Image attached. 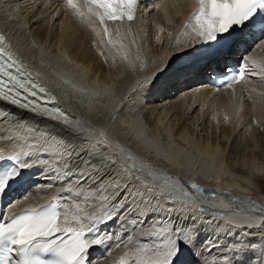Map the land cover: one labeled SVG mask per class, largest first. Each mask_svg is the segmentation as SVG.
I'll list each match as a JSON object with an SVG mask.
<instances>
[{
	"label": "bare ground",
	"instance_id": "bare-ground-1",
	"mask_svg": "<svg viewBox=\"0 0 264 264\" xmlns=\"http://www.w3.org/2000/svg\"><path fill=\"white\" fill-rule=\"evenodd\" d=\"M72 3L0 0L6 44L73 121L65 128L0 101V151L27 153L18 161L29 165L28 189L7 209L59 197L91 212L108 196L114 218L99 228L109 238L93 250L92 264L120 260L129 236L128 250L137 243L162 245L167 233H141L164 222L190 235L185 264H217L200 253L207 243L221 245L209 257L225 255L230 264L253 258L246 249L263 233L257 220L264 224L257 213L264 208L254 202L264 197L255 187L264 186V71L247 61L264 63V36L251 45L242 35L214 59L203 56L175 73L174 64L200 53L184 27L192 0H151L136 21L108 23L115 43L82 0ZM240 45L243 53L236 51ZM228 60L245 65L249 80L234 89L205 84L204 76ZM161 70L165 87H138ZM223 147H230L228 159ZM135 157L143 167L134 166ZM121 158H129L131 174ZM68 188L73 191H63ZM216 206L223 213L211 212ZM227 248L238 252L228 255Z\"/></svg>",
	"mask_w": 264,
	"mask_h": 264
},
{
	"label": "snow or ice",
	"instance_id": "snow-or-ice-1",
	"mask_svg": "<svg viewBox=\"0 0 264 264\" xmlns=\"http://www.w3.org/2000/svg\"><path fill=\"white\" fill-rule=\"evenodd\" d=\"M138 3L139 0H82L86 13L98 20L110 43L115 42L111 40L108 22L133 21ZM69 6L75 7L72 0H69ZM257 25L264 26V0H196L194 12L185 27L191 28L198 43L207 46L201 54L212 60L219 54L220 48L238 41L244 29ZM9 47L5 44L3 35H0V101L46 117L65 128H72L73 121L64 112L41 103L54 101L55 96L32 80L31 73H27L13 58L8 51ZM247 62L264 71V63L257 64L251 58ZM168 67L171 69V65ZM172 71L180 73L185 69L175 68ZM164 75L161 70L138 82V87L163 88L166 86V82L161 80ZM245 75L244 71L237 72L227 76L225 82L231 86L232 83L243 80ZM21 154L27 153H14L17 157ZM28 166L27 163H22L18 167L0 169V193H4L14 180L20 178L22 169ZM131 170L130 168L129 172ZM63 191L71 193L73 189ZM109 202L108 196L101 195L99 206L89 212L85 205L75 201L61 204L59 197H53L52 202L44 206H30L19 214L6 217L7 222H0V264H92L89 250L109 238L106 233L101 234L99 231L100 226L114 218L109 210ZM60 208H63V214L59 211ZM86 232L91 235H86ZM165 233L167 236L162 245L151 247L137 243L130 250L128 246L133 238L129 236L124 242L126 250L120 257L121 264H129V261L132 264H185L183 257L187 245L191 243L188 233L182 229L173 231L167 227L157 230L153 226L151 231L141 234ZM116 247L119 248L120 245L117 244ZM45 255H50L53 259L43 258Z\"/></svg>",
	"mask_w": 264,
	"mask_h": 264
},
{
	"label": "rangeland",
	"instance_id": "rangeland-1",
	"mask_svg": "<svg viewBox=\"0 0 264 264\" xmlns=\"http://www.w3.org/2000/svg\"><path fill=\"white\" fill-rule=\"evenodd\" d=\"M201 64L202 63H200V64H198V65H196V67H198V66H201ZM171 74V73H170ZM169 76V75H168ZM255 141V140H254ZM253 143H250V145H252ZM226 148V149H225ZM223 149L224 150H226V152H225V154H224V157H225V159H228V154H229V152H230V147H223ZM241 157V156H240ZM168 188H173V189H175L174 187H172V186H170V185H166ZM255 187H256V190L257 191H260V193L262 194L263 192H264V186H262L261 184H257L256 183V185H255ZM186 190H188V189H186ZM180 191V190H179ZM179 193V192H178ZM185 195H187L188 193H184ZM263 196H264V193L262 194ZM181 198V197H180ZM264 197H261V196H258V197H256V198H254V202L255 203H257V205H260V207H262V208H264V199H263ZM170 199V198H169ZM215 214V213H214ZM261 215H262V213H260ZM227 215H230L229 213H227ZM220 216V215H219ZM240 220H243V219H240ZM257 222H258V220H257ZM126 224H127V226H133V227H135L136 226V224L132 221H129V220H127V222H126ZM164 224V225H163ZM164 227H167V222H164V223H162V226H161V228H164ZM160 228V229H161ZM168 228V227H167ZM257 228H260V229H262L263 231V233L260 235V237L259 238H255L253 241H250V243L251 244H249V246H248V248L246 249L248 252H249V254H252L253 256V258H250L248 261L246 260V262L244 263V262H242V263H238L237 261H235V263L234 264H255V262L257 261V262H260V260H262L263 258H264V224L263 223H260V221L257 223ZM233 242H235L236 241V239H234V240H232ZM233 242H231L232 244H233ZM221 245H216V244H209V243H207V244H205L203 247H202V249H201V252L200 253H205V251L207 252V255H208V258H211L212 259V261H214V259H215V262L217 263V264H230V261L232 260V259H227L226 261L224 260V258H225V255H221V256H218V258H215V257H209V256H211L214 252L213 251H215V250H217L218 248L220 249L221 247H220ZM237 253L238 251H235V250H233L232 248H227V250H226V254H230V253ZM209 253V254H208ZM256 253V254H255ZM215 255V254H214ZM242 255V254H241ZM244 257V256H243ZM238 261H240V260H238Z\"/></svg>",
	"mask_w": 264,
	"mask_h": 264
},
{
	"label": "water",
	"instance_id": "water-1",
	"mask_svg": "<svg viewBox=\"0 0 264 264\" xmlns=\"http://www.w3.org/2000/svg\"><path fill=\"white\" fill-rule=\"evenodd\" d=\"M178 67H180V65H178Z\"/></svg>",
	"mask_w": 264,
	"mask_h": 264
}]
</instances>
